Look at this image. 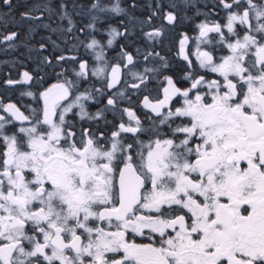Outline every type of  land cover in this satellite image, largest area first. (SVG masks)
I'll return each instance as SVG.
<instances>
[{
    "label": "snow or ice",
    "instance_id": "6c2138e0",
    "mask_svg": "<svg viewBox=\"0 0 264 264\" xmlns=\"http://www.w3.org/2000/svg\"><path fill=\"white\" fill-rule=\"evenodd\" d=\"M0 5L10 9L11 0ZM218 6L224 23L205 19L196 26L199 68L216 76L197 75L185 36L179 54L188 61L189 86L182 89L168 76L162 98L144 97L143 107L156 116L150 128L132 108H123L127 123L122 119L101 144L89 129L77 141L66 120L74 109L81 119L102 117L100 111L90 114L87 102L105 89L113 90L106 107H118L125 95L116 91L127 86L122 69L136 65L123 47L119 55L126 63L110 64L105 57L115 37L124 35L110 25L106 44L92 34L84 44L94 64L57 57L77 66V78H99L102 88L72 95L76 80L65 79L39 93L42 108L30 115L0 102L7 114L0 115V264H264V0H219ZM123 11L119 2L94 0L80 31L99 32L97 21ZM164 19L171 24L176 15L169 11ZM72 23L69 17L67 32ZM144 35L153 40L161 30ZM202 44L228 54L217 60ZM156 71L131 72L138 81L131 88L139 89ZM30 80L24 71L20 80L6 83ZM174 98L181 100L175 108ZM122 133L137 139L126 144ZM141 134L149 136L146 145ZM135 143L141 149L136 153Z\"/></svg>",
    "mask_w": 264,
    "mask_h": 264
},
{
    "label": "trees",
    "instance_id": "16d2710c",
    "mask_svg": "<svg viewBox=\"0 0 264 264\" xmlns=\"http://www.w3.org/2000/svg\"><path fill=\"white\" fill-rule=\"evenodd\" d=\"M93 2L94 0H11L10 9L8 6L0 5V36L12 32L17 33L12 42L0 41V102L4 104L15 102L27 112L26 99L22 95L24 93L22 87L27 83H6L8 80H20L21 73L24 71H28L33 76L32 81L37 85L72 79L76 80L75 90L77 88L83 90L102 88L99 78L91 76V73L87 79L77 78L73 71L77 66L71 61H57V57L61 55L77 56L94 64L93 56L84 47V44L89 42V34L96 35L97 39L102 38L106 44L108 25L124 33L123 36H116L112 46L106 48L105 57L109 63L125 62L119 55L121 47H123L133 54L136 65L122 69L124 73L130 68L133 72H143L145 68H155L157 69L156 73H150L149 79H156L157 76L168 73L166 62L169 55L176 51V40L180 34H190L205 19H215L216 12L221 16L225 14V11L218 6L219 0H102L109 6L119 2L124 11L112 14L107 21L103 19L97 21L99 32L95 29H85L82 32L80 29L90 21L88 9ZM62 4L64 5L63 9L61 8ZM169 11H173L176 15V20L171 24L164 19ZM25 12L28 15L22 16L21 13ZM65 12L68 14L67 16L63 15ZM69 17L73 22L71 32H67ZM154 28L160 29L161 35L150 40L144 33L150 32ZM9 43H12L11 47L8 46ZM42 44L43 48L40 47ZM149 53L152 55L145 61L144 57ZM123 79L127 82V86L123 83L117 85L116 91H124L126 95L128 85L136 80L130 73ZM152 85L156 86L149 81L145 87L148 88ZM130 93L138 97L135 91H130ZM112 94V89H105L96 95L94 99L96 103L88 105V108L96 113L97 111L102 112L101 118L106 116V111L109 110L111 125L116 126L117 122L114 118L120 116L117 109L121 103L126 104L127 99L124 95L118 98V107H106L107 98ZM35 96H37L36 92ZM30 99L34 100V97L30 96ZM33 102L29 107L33 106ZM139 103H136L138 111L142 108ZM0 115L7 114L0 112ZM142 116L147 117L148 114L143 113ZM105 121L98 122L97 120L95 124H104ZM13 123L16 127L17 122L13 121ZM166 127V125L161 126V130H166ZM6 129L9 132L15 130L12 125H6Z\"/></svg>",
    "mask_w": 264,
    "mask_h": 264
},
{
    "label": "flooded vegetation",
    "instance_id": "af4514ba",
    "mask_svg": "<svg viewBox=\"0 0 264 264\" xmlns=\"http://www.w3.org/2000/svg\"><path fill=\"white\" fill-rule=\"evenodd\" d=\"M225 15H226V13L223 16H221V15H219L218 12H216L215 19H208V20L219 21L220 23H224ZM198 35H199V33H198V29L196 27L190 34L182 33L178 36V38L176 40V45H175L176 51H173V53H171L169 55V58L167 59V62H166L168 73H166L162 76H157L156 79L147 80L145 82V84L142 85L139 89H132L131 88L132 83L128 85V87L126 89L128 91L126 92V95H125V99H127V102H126V104L121 103V105L117 109L120 112V116L118 118H114L115 122H117L116 126L111 125V116H109V114H110L109 110L106 111V116H104L103 118L97 117V118L92 119V120L81 119L80 116L77 115V113L74 110H73V112L68 113L66 116V120L68 121V123L70 125H72V130L75 131V133H76L77 141L80 140L82 129H89L90 131H92L94 133V135L97 138H99V142L101 144H106L109 141L111 133L116 130L117 126L121 123V120L123 119V121L125 123H127V121H128V117L122 113L123 108H132L135 111V113L138 112V113H136V115H137V117H139V119L143 123L144 127L150 128L153 125L150 123H153V121L156 120V116H155V113H152L150 111V109L143 107L144 97L149 96L153 100L158 99V98H162L163 88L167 86L165 77H168V76H171L174 79V81L177 83V86L182 88V89L187 88L189 86V81L185 78L186 73L190 71L188 61L185 60L183 58V56H181L179 54L180 47H181L180 42L182 39H184L185 36L188 37V40L184 46L185 53H187L189 55V59L193 62V64L196 65L197 75H205L208 79L214 78L216 76V74L210 73L206 69L199 68L198 61L196 60V49H197V44H198L196 37ZM212 35H214V34H210V36H212ZM200 47L203 50H208V51L214 50V55L217 57V60H219V57L228 54V51L226 48H222L218 45H203L202 44V45H200ZM131 72H133V70L130 68V70L127 71L126 73L128 74ZM149 81L152 84H156V86L152 85L148 88L145 87L146 83ZM135 82L138 83V81H135ZM57 83H62V82L53 81V82L48 83L46 85H37V84H34V82L32 80L28 81L27 85L22 87V88H23L24 92L31 91L33 93L34 100H31L30 96H28V95H23L26 99L25 106H26L27 112L22 110L18 105L17 106L26 115H30V113L32 112L33 109L42 108L43 102H42V100H40L39 93L48 89L49 87H51L52 85L57 84ZM130 91H135L138 94V97L136 95L130 93ZM35 92L37 93V96H35ZM72 95H73V93H72ZM33 101H35V102H33ZM32 102H33V106L29 107ZM138 102H140L139 104L141 105L142 108H144L143 110H142V108L139 111L136 109V103H138ZM8 103H15V102H8ZM95 103L96 102L94 100L87 102V110L90 114H92L94 116H95L96 112H94V110L93 111L90 110L88 108V105H93ZM180 103H181V100L174 98V103L172 104V107L175 108V107L179 106ZM143 113H147L148 116L143 117L142 116ZM97 120H98V122H100L102 120H106V121L104 124L98 123V125H96L95 122H97ZM15 122H17L16 128H19L20 126H22L20 122H18V121H15ZM101 133L104 134L103 137H101ZM122 137L124 139V143H126V144H133L137 139L136 137H133L132 134H123L122 133ZM138 139L144 141V143L146 145L148 140H149V136L146 134H141V136ZM140 150L141 149H140L139 144L135 143L134 148H133V152L136 153V152H139ZM149 188H150V185H149ZM96 223L104 226L106 228V230L108 229V225L106 222L96 221ZM129 238L135 239L137 243H147L148 242V240L145 239V237H141V236L130 235Z\"/></svg>",
    "mask_w": 264,
    "mask_h": 264
},
{
    "label": "rangeland",
    "instance_id": "374dc122",
    "mask_svg": "<svg viewBox=\"0 0 264 264\" xmlns=\"http://www.w3.org/2000/svg\"><path fill=\"white\" fill-rule=\"evenodd\" d=\"M124 63H126V61L124 62ZM130 67V66H129ZM22 74V73H21ZM131 74V73H130ZM59 80H62V79H59ZM134 83H136V82H134ZM84 90L83 89H81V88H77L74 92H73V95H75V94H78V92H83ZM74 111L76 112V113H78V111H79V109H74Z\"/></svg>",
    "mask_w": 264,
    "mask_h": 264
}]
</instances>
